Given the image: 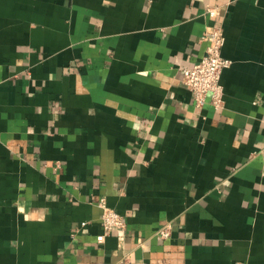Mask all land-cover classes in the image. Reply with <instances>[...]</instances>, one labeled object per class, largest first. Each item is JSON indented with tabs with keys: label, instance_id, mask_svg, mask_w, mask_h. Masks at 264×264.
I'll list each match as a JSON object with an SVG mask.
<instances>
[{
	"label": "crops",
	"instance_id": "crops-1",
	"mask_svg": "<svg viewBox=\"0 0 264 264\" xmlns=\"http://www.w3.org/2000/svg\"><path fill=\"white\" fill-rule=\"evenodd\" d=\"M0 264H264V0H0Z\"/></svg>",
	"mask_w": 264,
	"mask_h": 264
},
{
	"label": "built area",
	"instance_id": "built-area-1",
	"mask_svg": "<svg viewBox=\"0 0 264 264\" xmlns=\"http://www.w3.org/2000/svg\"><path fill=\"white\" fill-rule=\"evenodd\" d=\"M207 12L215 15L217 8L208 7ZM202 39L206 41L204 55L190 67L183 68L182 82L191 93L195 108L201 110L205 104L214 109L221 108L224 103V91L221 83V73L231 64V60L222 55V47L225 41L224 30L221 24L214 25L205 30ZM100 223L102 236L100 240L113 230H124L126 223L123 216L115 209L108 206L103 198H100ZM84 224V223H82ZM157 234L162 238L171 235V223L161 225Z\"/></svg>",
	"mask_w": 264,
	"mask_h": 264
}]
</instances>
